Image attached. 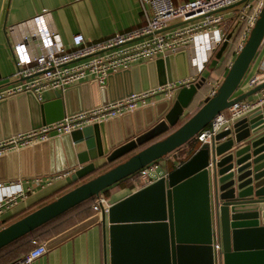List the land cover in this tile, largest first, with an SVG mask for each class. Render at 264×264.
<instances>
[{
    "label": "water",
    "instance_id": "1",
    "mask_svg": "<svg viewBox=\"0 0 264 264\" xmlns=\"http://www.w3.org/2000/svg\"><path fill=\"white\" fill-rule=\"evenodd\" d=\"M183 24L185 22L174 26ZM239 27L237 22L230 29L215 52L209 69L217 65L235 39ZM263 39L264 6L245 45L235 56L217 89L203 100V105L194 115L172 132L169 131L179 124L196 92L205 83V77L193 80L188 87L175 89L163 102L167 105L165 111L154 113V118L140 128L132 123L134 113H131L68 135L54 134L49 141L69 138L72 143L73 166L78 167L70 177L73 182L94 173L98 160L105 159L106 163L123 160L1 229L0 249L188 144L216 115L233 103L253 102L257 92L264 93V82L238 97L233 95ZM178 58L184 71L182 76L177 75L175 60ZM148 66H154V69L148 72L147 69L137 76L133 72L145 69L146 65L110 75L108 78H112L113 83L99 88L98 100L95 91L85 99L81 98L79 112L188 77L185 52L151 61ZM117 76H121L119 82L114 81ZM31 97L34 98L33 94L28 92L5 99L0 102V110L7 104ZM56 98L60 100L54 105V110L60 108L57 118L46 121L44 106L40 105V119L36 124L28 123V117L19 118V124L25 120L30 125L20 132L38 129L65 115H72L64 91L57 92ZM87 101L92 103L91 106L83 105ZM30 114L32 122L34 115H38V109ZM10 122V119L1 117L0 141L20 133L5 134L6 124ZM215 141L210 149L202 145L186 162L163 178L112 204L107 215L101 212L104 241L107 223L110 264H217L213 248L216 232L220 240L219 264H264V102L235 119L232 130L219 133ZM22 154L23 151L5 156L7 162H12L7 180L33 176L24 174L20 165L19 174L11 176ZM97 221L95 216L59 238L46 242V249Z\"/></svg>",
    "mask_w": 264,
    "mask_h": 264
},
{
    "label": "built area",
    "instance_id": "2",
    "mask_svg": "<svg viewBox=\"0 0 264 264\" xmlns=\"http://www.w3.org/2000/svg\"><path fill=\"white\" fill-rule=\"evenodd\" d=\"M138 1L143 13L140 26L95 43L86 42L81 34H76L71 39L70 47H66L51 13L47 11H42L20 24L24 29L29 27V32H25L13 44L16 66L14 82L0 89V102L28 92L37 97L46 91L63 92L67 87L89 79L103 85L110 74L179 52L186 54L188 77L74 115H65L62 119L38 129L20 132L1 140L0 158L9 152L47 142L54 134L68 135L87 126L133 113L140 107L147 106L148 101L156 96L169 98L175 89L188 87L193 80L199 79L230 29L239 22L240 28L233 45V52L237 55L245 45L264 6V0H193L179 5L172 0ZM237 6L242 7L233 16L225 18L219 14ZM181 22L185 24L174 26ZM18 26L10 27L9 33L12 34ZM263 82L264 79L261 82L252 78L249 87L254 88ZM217 87L216 85L209 96ZM261 96L257 101L243 100L233 103L216 115L194 136L192 141H195L196 148L199 149L202 145H207L209 149L213 147L217 142L215 137L221 132L231 131L235 119L263 104L264 93ZM157 169L156 162L144 167L133 176V184L141 181L142 186L151 185L149 175ZM59 177L51 180L35 177L8 185L0 183V213L34 194L37 189L49 186L53 179ZM110 207L111 204L99 195L95 197L91 209L97 214L103 212L107 215ZM33 245L34 248L27 253L21 264H30L46 254L45 242L33 241ZM213 248L219 264L220 243L216 234Z\"/></svg>",
    "mask_w": 264,
    "mask_h": 264
},
{
    "label": "crops",
    "instance_id": "3",
    "mask_svg": "<svg viewBox=\"0 0 264 264\" xmlns=\"http://www.w3.org/2000/svg\"><path fill=\"white\" fill-rule=\"evenodd\" d=\"M172 1L174 4L179 5L193 0ZM42 11L51 13L60 38L66 47H70L71 39L76 34H81L86 42L95 43L135 29L143 22V13L138 0H0V89L14 82L13 75L16 72V66L12 51L13 44L24 35L25 32H29V27L24 29L20 24L27 22ZM12 26L18 27H16L11 34L8 29ZM235 40L236 36L213 69L208 68L210 63L207 65L202 73L203 75H201L205 77V83L196 92L192 102L180 118L179 124L169 132H172L185 122L182 121L189 113V108L203 101L211 94L216 85H219L220 80L224 77L236 56L233 52ZM149 63L150 62L139 63L132 66L129 70L146 65L145 69L134 71V76H137L138 73L143 74L147 69V72L152 71L154 66H148ZM175 66L177 68V75L182 76L184 71L180 58L175 60ZM108 77L103 85L98 84L93 79H89L67 87L64 90V93L65 101L69 106V112H71L70 114L74 115L80 113L79 110L82 108L81 98L84 97L85 99L88 97L91 91L96 92L98 100L99 88L102 86H109L110 82L113 83V79H109ZM252 78H257L261 82L264 79V39L233 97H238L252 89L249 87V81ZM120 79L121 76H117L114 78V81L119 82ZM150 89L153 88H149L148 90ZM57 92L58 91H46L43 92L40 97L33 95L34 98H25L18 103L13 102L12 104H7L2 107L0 110V119L2 117L3 119H10L12 121L9 124H6L7 131L5 134L12 135L13 133L27 130L26 128L30 125L27 124L25 120H21L19 124V118L28 117L31 120V111L35 113L38 109V115H34L35 121L32 119L31 122L27 119L28 123L36 124L38 118L40 119V105L44 106L43 111L45 113L46 121H51L57 118V114L60 113L57 112L59 107L54 110L55 103H60V100L56 98ZM167 99L169 98L159 95L149 100L147 106L140 107L133 112L134 120L132 119V123H136L138 128H140L143 123H146V121L149 122L154 118V113L165 111L167 105L163 102ZM258 99L259 97L254 99L253 96L254 101H257ZM38 104L39 106H37ZM85 104L83 105L89 107L92 103L87 101ZM154 106H157V108H152ZM91 108H93V106ZM129 115H131V113H126L120 117ZM125 121L128 122V119ZM191 143L192 141L173 151L170 153L171 155L156 162L158 163L157 171L149 175L152 184L160 178H163L169 172L178 168L196 152V147L190 150L189 146ZM21 151H23L22 159L20 160L19 158L18 162L16 161L11 176H17L19 174V165L24 174H31L33 176L18 180H7V172L12 170V162L11 160L7 162L5 156ZM121 160L113 163H106L105 159L98 160L95 164L96 170L94 173L81 180L73 182L70 177L78 167L73 166L75 163V157L73 146L69 138H64L59 142H57L56 139H52L47 143L36 144L19 151L5 154L0 158V183L2 184L8 185L19 180L23 181L26 179H32L37 175H40L38 177L43 180H51L54 177H61L53 179L49 186H45L43 189H37L34 194L28 195L27 198L23 200H19L18 204L12 208L2 211L0 213V230L83 184ZM68 172L71 173L64 176V174ZM134 175L116 183L99 195L105 198L106 201L108 200L107 202L112 205L132 193L145 188V186H142L141 181L133 184L132 178H134ZM94 199L95 197L92 201L90 200L75 209L70 210L56 220L43 226V229L57 228L51 232L46 239H38L35 235H32L22 240L23 242L20 241L17 244H12L4 249L3 252L0 253V264H9L15 261H17L15 264H20L27 253L34 248L33 241L38 243L53 241L95 216L98 217L97 222L92 223L81 231L51 245L47 249L45 255L34 260L30 264H110L107 223L104 241L101 213L97 214L91 209ZM216 236L218 241H220L218 232H216Z\"/></svg>",
    "mask_w": 264,
    "mask_h": 264
},
{
    "label": "rangeland",
    "instance_id": "4",
    "mask_svg": "<svg viewBox=\"0 0 264 264\" xmlns=\"http://www.w3.org/2000/svg\"><path fill=\"white\" fill-rule=\"evenodd\" d=\"M242 6H237V7H234V8H231V9H228V10H224L222 12H220L219 14L222 15V16H225V18H228L230 16H233V13H236L238 12L240 9H241ZM228 71V70H227ZM226 71V73H227ZM225 76V75H224ZM261 98V93L260 92H257L255 95H254V99H257V98ZM203 104V101L199 102L198 104H195L194 106H192L191 108H189V113L186 115L185 119L182 121H186V119H189V117H191L195 112H197L200 107L202 106ZM171 154H168L167 156H169ZM158 161V160H157ZM156 161V162H157ZM168 163V162H166ZM108 201V200H107ZM55 229L57 228H50V229H41L40 231L36 232L34 235L36 236V238L38 239H46L48 237V235L51 234V232H53Z\"/></svg>",
    "mask_w": 264,
    "mask_h": 264
},
{
    "label": "trees",
    "instance_id": "5",
    "mask_svg": "<svg viewBox=\"0 0 264 264\" xmlns=\"http://www.w3.org/2000/svg\"><path fill=\"white\" fill-rule=\"evenodd\" d=\"M234 58H235V57H234ZM202 105H203V104H202ZM200 108H201V107H200ZM195 113H196V112H195ZM195 113H194V114H195ZM194 114H193V115H194ZM189 118H190V117H189ZM189 147H190V150H192L193 148H195V147H196V143H195V141H192V143L190 144ZM92 199H93V198H91L90 200L92 201ZM90 200H88V201H90ZM88 201H86V202H88ZM86 202H83V203L79 204L78 206H80V205H82V204H84V203H86ZM78 206H76V207H78ZM76 207L72 208L71 210L75 209ZM69 211H70V210H69ZM69 211H67V212H69ZM67 212H66V213H67ZM64 214H65V213H64ZM64 214H62V215H64ZM62 215H61V216H62ZM59 217H60V216H59ZM59 217H57V218H59ZM57 218L53 219L52 221L56 220ZM52 221H50V222H52ZM50 222H49V223H50ZM47 224H48V223H47ZM47 224H46V225H47ZM44 226H45V225H44ZM41 229H43V226H42L41 228L35 230V231L32 232L31 234H29V235H27V236H24V237H22V238H20V239H18V240H16V241H14V242L11 243L10 245H12V244H17L18 242L24 240L25 238L34 235L36 232L40 231ZM22 242H23V241H22ZM10 245H8V246H6V247L0 249V253L3 252V250L6 249L7 247H9ZM16 262H17V261L12 262V263H9V264H15Z\"/></svg>",
    "mask_w": 264,
    "mask_h": 264
},
{
    "label": "bare ground",
    "instance_id": "6",
    "mask_svg": "<svg viewBox=\"0 0 264 264\" xmlns=\"http://www.w3.org/2000/svg\"><path fill=\"white\" fill-rule=\"evenodd\" d=\"M2 194H1V192H0V196H1Z\"/></svg>",
    "mask_w": 264,
    "mask_h": 264
}]
</instances>
